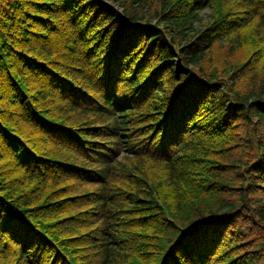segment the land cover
<instances>
[{"label":"trees","instance_id":"trees-1","mask_svg":"<svg viewBox=\"0 0 264 264\" xmlns=\"http://www.w3.org/2000/svg\"><path fill=\"white\" fill-rule=\"evenodd\" d=\"M262 230L264 0H0V264H264Z\"/></svg>","mask_w":264,"mask_h":264},{"label":"rangeland","instance_id":"rangeland-1","mask_svg":"<svg viewBox=\"0 0 264 264\" xmlns=\"http://www.w3.org/2000/svg\"><path fill=\"white\" fill-rule=\"evenodd\" d=\"M151 2H152V6L154 7L155 0H151ZM115 6L118 8L117 5H115ZM211 12L212 11L209 8H205L204 10L200 11L199 12L200 21H198V24L196 26L201 27L202 25L206 24L208 22L209 15ZM255 44H257V42L252 40L251 47L249 49V50L252 49V51H251L252 53L254 51H257L256 50L257 47L254 46ZM218 49H219V51H218L219 54L216 55V59L218 61H226V62L230 61V62H235L237 64H240L243 61L242 54H244V55L247 54L246 49H242L239 52H235L233 55H231V53H228L227 51H223L226 49L225 46H221V48H218ZM260 49H263V48L261 47ZM257 235H258V238L261 239L262 243H264V230L256 232V237H257Z\"/></svg>","mask_w":264,"mask_h":264}]
</instances>
